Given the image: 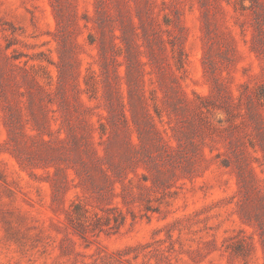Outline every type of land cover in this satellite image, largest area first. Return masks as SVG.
I'll return each mask as SVG.
<instances>
[{
	"label": "rangeland",
	"instance_id": "rangeland-1",
	"mask_svg": "<svg viewBox=\"0 0 264 264\" xmlns=\"http://www.w3.org/2000/svg\"><path fill=\"white\" fill-rule=\"evenodd\" d=\"M0 264H264V0H0Z\"/></svg>",
	"mask_w": 264,
	"mask_h": 264
}]
</instances>
